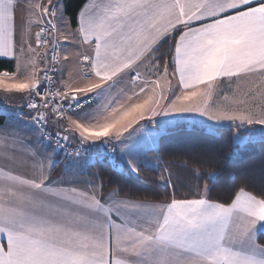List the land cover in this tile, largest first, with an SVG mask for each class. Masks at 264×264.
I'll list each match as a JSON object with an SVG mask.
<instances>
[{
  "label": "snow or ice",
  "instance_id": "1",
  "mask_svg": "<svg viewBox=\"0 0 264 264\" xmlns=\"http://www.w3.org/2000/svg\"><path fill=\"white\" fill-rule=\"evenodd\" d=\"M60 2L0 0V57L16 62L13 72H0V89L21 94L27 101L21 107L29 109L26 118L17 110L0 126V155L13 159L8 150L29 143L26 131H37L38 143L54 141V153L78 139L66 152L70 171L119 144V165L111 148L114 166L139 176L159 167L160 157L153 164L145 153L158 152L161 138L184 130V114L212 121L200 122L209 136L230 122L236 146L253 138L254 125L264 138V0H95L82 6L70 34L63 31L71 18L65 20ZM166 41L168 52H161ZM62 42L69 46L61 63ZM69 65V79L78 75L81 84L63 79ZM52 70L61 73L55 90ZM241 76L254 79L234 106L211 111L196 102L210 99L218 80ZM138 144L147 146L140 151ZM31 155L36 163L30 175L0 173V264H264V192L241 186L230 203L201 197L148 204L121 197L118 188L104 193L103 182L99 189H81L75 181L52 180L56 161L45 157V165L38 151ZM203 175L218 179L215 172Z\"/></svg>",
  "mask_w": 264,
  "mask_h": 264
},
{
  "label": "trees",
  "instance_id": "2",
  "mask_svg": "<svg viewBox=\"0 0 264 264\" xmlns=\"http://www.w3.org/2000/svg\"><path fill=\"white\" fill-rule=\"evenodd\" d=\"M62 1L66 15L71 18L70 25L75 28L77 14L87 0ZM171 46L174 47V43ZM169 47L170 43L166 41L160 51L166 53ZM13 70V61L0 59V72ZM21 111L26 112V106L21 107ZM8 114L0 112V126L10 117ZM182 125L184 130L159 141L162 167L154 170L145 168L137 176L126 166L121 170L109 157H102L87 166V174L98 180L99 185L103 182L104 193L118 188L121 197L153 203H168L173 198H200L206 184L210 189L206 198L220 203H230L235 190L241 186L255 195L264 192L263 138L237 147L232 140L236 131L234 126L220 127L214 136H209L200 131V127L195 126L196 130H193V127ZM62 163L52 169L51 175L62 171ZM206 172H215L218 179L207 181L203 175ZM161 175L164 176L163 181L160 180ZM168 180L172 186H168Z\"/></svg>",
  "mask_w": 264,
  "mask_h": 264
},
{
  "label": "crops",
  "instance_id": "3",
  "mask_svg": "<svg viewBox=\"0 0 264 264\" xmlns=\"http://www.w3.org/2000/svg\"><path fill=\"white\" fill-rule=\"evenodd\" d=\"M33 2L36 4L47 3V0H33ZM94 2H95V0H87L84 3V5L91 4ZM62 3H63V1H62ZM62 9H63L65 16L67 17V20H68L69 18L64 11V5H62ZM20 17H21V11H20V9H17V13H16L17 26H19ZM68 26H69V29H68ZM68 26L66 25V28L64 30V34H70V33L74 32L77 28V26L75 28H73L70 25V23ZM37 31H39V25H34L32 27V45L34 48L36 47L35 33ZM18 40H19V37L17 36V41ZM68 46L69 45H64L62 42V48L60 50V62L61 63L63 62L64 47H68ZM18 50H19V43L17 42V51ZM37 50L41 51V52L44 51V49H42V48L37 49ZM73 56H75L74 51H73ZM0 59L13 61L14 62V70H15L16 62L14 60H12L8 57H0ZM75 62H76L75 59H73L72 63L74 64ZM37 67H38V72L40 73V71L42 70V68L44 66H43V64H38ZM59 67H60V63L58 65L57 69ZM70 69H71V65H69L68 69H66L63 72V79L70 85L81 84L82 81L78 75H74L71 79H69V70ZM141 71H143V68L141 69ZM161 71H163V68H161ZM169 72L171 73V70H169ZM55 79H56V85L58 83H60L61 73L59 71H56ZM150 79H155V77H150ZM253 79L254 78L250 77V76H241L239 78H235V77L232 79L223 78L222 80H218L217 82H215V92H214L213 96L210 99L207 97H201L196 102L199 103L201 108H203L207 105H211V111H216L217 109L223 110L225 107L234 106L238 101H241L245 98L244 93L251 87V82L253 81ZM6 82H11V81H6ZM172 83L174 86H176V94L179 95L180 92H179L177 80L174 79L172 81ZM204 87H206V86L201 85V88H204ZM61 90L63 91L64 89L62 88ZM137 91H138V89H137ZM0 95H3V100H0V112L14 111L17 108H20L22 103L26 102V99L22 102L21 94H19V93L6 94V93H4L3 89H0ZM146 98H147V95L145 97L142 96L141 100L146 99ZM172 99H175V97H172ZM132 102L135 103V102H139V101L134 99ZM9 106L16 107V108L11 109V108H8ZM186 116H188L187 119L192 118V120H195L196 122H198L197 120H201L203 118L204 119L206 118L204 116H200V115L194 114V113H188V114H186ZM9 118L10 117H8L7 120H9ZM53 119H55V117H53ZM165 119H167V118H165ZM196 122H193L191 125L187 126L186 122H183L180 120V123L184 124L187 127H193V126L201 127V125H199V123H196ZM221 126L227 127V126H233V125L230 122L225 121V122H223V124ZM221 126L217 127L216 133ZM255 126L256 125L252 126V128H255ZM21 127H23V125H21ZM34 127L35 126H33V128ZM148 127H152V125L148 124ZM49 129L52 132H56V128L52 125H49ZM38 137H39V133L37 131H26L24 136H23V139H25L29 143L25 144L23 146H16L15 148L8 150L10 155L13 157V159H8V158H5L4 156L0 155V173H4V172H7L9 170L14 169L15 171H17L21 174L30 175L32 170H33L32 166L34 163H36V161L33 160L31 153L38 151L39 152V159L44 160L45 165L48 164V161L45 160L44 158L49 157V156H51L56 161L55 164H57V162L60 161L61 159L63 161L62 171L56 175H51V172H50V179L55 180V181L63 180V182L65 184H67L69 181H75L76 183L74 186L79 187L81 189H87L92 185H95L97 187V189H99L100 185H99L98 180H96L94 177L89 176L87 174V170H86L87 167H85L83 169H74V170L70 171L66 167L68 165V158L62 157L59 154V152L54 153L53 152L54 147L52 145L47 144L45 142L38 143ZM69 141L71 143L77 144V145L79 143L78 139H70ZM45 145H48V146H45ZM112 146L116 148L115 163L117 165H119L121 163L119 160L121 146L119 144H113ZM146 146L147 145H144V144H138L136 147L138 150L143 151V148ZM145 156L148 159H150L153 164L156 163V160L152 159V158L157 157V156L160 157L158 152H153V151L146 152ZM110 159L112 160V157ZM55 164L53 165L52 169L55 167ZM159 167H162L161 158L159 160ZM159 167H157V168H159ZM52 169H51V171H52ZM0 180H2V176H0ZM201 197L206 198V191L205 190L203 191L200 198ZM144 202H146V201H144ZM146 203H148V204H162V203H153V202H146Z\"/></svg>",
  "mask_w": 264,
  "mask_h": 264
},
{
  "label": "built area",
  "instance_id": "4",
  "mask_svg": "<svg viewBox=\"0 0 264 264\" xmlns=\"http://www.w3.org/2000/svg\"><path fill=\"white\" fill-rule=\"evenodd\" d=\"M51 57H52V53H51V51L49 50V56H48L49 61H51ZM59 60H60V55H59ZM58 65H59V63L56 64V68L58 67ZM43 68H44V67H43ZM43 68H42V70L40 71V74H41V78H42V79H43V76H42ZM55 73H56L55 70H52V71L49 72V75L52 77V82H51V84H52V88H53V90H55V87H56ZM47 86H48V82L45 81V87H47ZM41 91H44V88H42ZM34 99H36L37 101H39V97H34ZM66 103H67V102L65 101V104H66ZM26 108H27V107H26ZM20 111H21V110H20ZM22 112L25 114V118H26V117H27V114L29 113V109L27 108V111H26V112H24V111H22ZM8 113H10V112H8ZM15 113H16V112H13V113H10V114L14 116ZM32 114H33V115L35 114V111H34V110H33ZM49 130H50V129H49ZM50 131H51V130H50ZM51 132H52V131H51ZM52 133H53V135L55 134V132H52ZM44 142L47 143V144L52 145L54 148L56 147L54 141H44ZM77 146H78L77 144H73V143H71L70 141H68L65 150H61V151H59V154H60L62 157L67 158V157H66V152H72ZM112 147H113V146L110 145V146H109V149H108L107 151H103V154H102L99 158H102V157H112V156H113V154H112V152H111V148H112ZM91 154H92L93 157H96V151H95V150L92 151ZM115 155H116V153H115ZM96 159H97V158H96ZM94 160H95V159H94Z\"/></svg>",
  "mask_w": 264,
  "mask_h": 264
},
{
  "label": "rangeland",
  "instance_id": "5",
  "mask_svg": "<svg viewBox=\"0 0 264 264\" xmlns=\"http://www.w3.org/2000/svg\"><path fill=\"white\" fill-rule=\"evenodd\" d=\"M62 5H63V3H62V1L60 2V6L62 7ZM63 14H64V12H63ZM64 17H65V20H67V17L65 16V14H64ZM66 25L68 26L69 25V23L68 24H65L64 26H63V31L65 30V28H66ZM68 29H69V26H68ZM131 93H129V95H130ZM146 95H144V97H145ZM0 100H3V95H0ZM137 100V99H136ZM138 101L139 102H142L143 100H141V98L140 99H138ZM27 102V101H26ZM8 108H11V109H15L16 107H12V106H9ZM17 110H21V107L20 108H17V109H15L14 111H9L10 113H13V112H16ZM8 114L9 116H13V115H11V114ZM187 117L188 116H186V114H184V117H183V119H181V121H183V122H186V125L187 126H189V125H191L193 122H196L195 120H192V118H190V119H187ZM198 122H196V123H199V125H200V122L201 121H204L206 124H211V123H213L212 121H209V120H207V118H203V119H201V120H197ZM227 122V121H226ZM221 126V125H220ZM221 127H226V126H221ZM260 127L261 126H258V125H256L255 126V128H252V131H253V138L251 139V140H249L247 143H249V142H255V141H257V140H259V139H262V137H261V135H260V132H259V129H260ZM243 132V131H242ZM240 135L241 136H247L248 135V133L246 132L245 134H241L240 133ZM264 139V138H263ZM246 144V143H245ZM244 144H241V145H239V146H237V147H240V146H243ZM60 161H62V159L60 160ZM60 161H58L57 162V164L60 162ZM57 164H55V166L57 165ZM67 179V178H66ZM69 180V179H68Z\"/></svg>",
  "mask_w": 264,
  "mask_h": 264
}]
</instances>
